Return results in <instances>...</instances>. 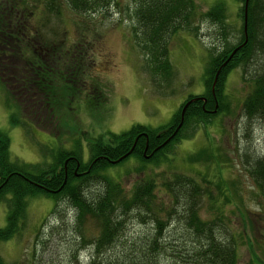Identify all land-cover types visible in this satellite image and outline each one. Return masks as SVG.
I'll list each match as a JSON object with an SVG mask.
<instances>
[{
	"label": "trees",
	"instance_id": "1",
	"mask_svg": "<svg viewBox=\"0 0 264 264\" xmlns=\"http://www.w3.org/2000/svg\"><path fill=\"white\" fill-rule=\"evenodd\" d=\"M115 1L0 0V81L7 86L2 101L9 112L10 125L22 126L23 121L27 122L24 116L18 115L26 108L27 94L36 96L40 105L34 114L43 110L53 120L61 118L62 110L74 99L82 102L89 112L103 110L98 86L94 94L88 88L81 100L70 84L72 79L87 74L90 65L86 55L91 52V43L81 35L67 40L65 30H56L55 22L51 24L49 18L56 19L65 10L87 20V15L93 12L106 14ZM239 1L241 20L244 0ZM129 3V27L134 44L143 51L150 73L165 78L171 71L167 40L178 30L195 32L196 25L192 23L196 5L192 0H129ZM223 7L222 2L214 1L201 15L211 23H221ZM6 11L12 20L9 16V20L3 18ZM245 11V43L241 44V23L237 44L209 53L204 70L206 78L202 81L204 90L198 95H187L184 102H188L175 132L184 102L164 125L136 123L117 133L106 130L88 137L84 161L81 144L76 139L66 148L59 146L43 151L46 147L41 146V156L48 155L50 159L30 164L8 157L9 138L0 130V201L6 209L5 224L0 226V242L8 241L19 231L27 197L42 195L53 200L49 212H56L61 200L72 208L73 227L80 239L78 245L86 244L90 248L78 264H236L239 233L228 230L223 234L220 230L222 222L218 212L230 200L221 180L211 181L202 176L204 183L200 186L192 176L174 171L160 180V187L168 197V202H164L156 198L153 191L156 183L151 176L140 178L125 190L110 173L104 172L128 157L141 164L157 165L161 159L166 160L172 144L188 139L195 125L209 122L213 113L224 108L221 82L228 68L243 65L244 70L257 56L259 65L250 75L252 86L240 101V112L247 120L256 119L264 127V0H248ZM86 20L73 25L87 29ZM231 49L234 51L228 57ZM212 152L206 148L203 160H213ZM199 153L187 155V163L199 161ZM243 155L249 157L248 175L264 197V149L261 154L249 156L244 152ZM207 183L219 190L218 204L205 188ZM91 186L97 189L88 196L86 191ZM203 194L209 200L208 209H215L216 213L200 218L197 206ZM131 215L147 225L142 232L127 238L123 234L125 219ZM86 219L94 226L90 237L82 232V222ZM0 264L5 263L0 259Z\"/></svg>",
	"mask_w": 264,
	"mask_h": 264
},
{
	"label": "rangeland",
	"instance_id": "2",
	"mask_svg": "<svg viewBox=\"0 0 264 264\" xmlns=\"http://www.w3.org/2000/svg\"><path fill=\"white\" fill-rule=\"evenodd\" d=\"M192 1L196 5L192 23L196 25L195 32L184 29L169 36L166 46L171 71L165 78L150 73L143 51L134 44L129 27V0H116L106 14L93 12L87 15V20L65 10L56 19L50 17V23L55 22L58 28L56 30H65L67 40L81 35L91 43V52L86 55L90 65L87 74L74 78L76 82L72 79L70 84L81 100L88 88L94 94L98 86L104 101L103 110L92 109L89 112L83 108L82 102L74 99L70 106L62 110L61 118L53 120L43 110L34 114L33 111L39 110L40 105L36 96L27 94L24 99L26 108L18 112L27 122L23 121L22 126L18 123L10 125L9 112L2 101L7 86L0 81V130L9 138L8 157L30 164L49 160L48 155L41 156L43 151L59 146L69 147L72 140L78 139L84 161L87 159L86 139L100 131L117 133L136 123L153 127L164 125L187 95H198L204 90L202 81L206 78L204 70L209 53L214 54L226 45L237 44L240 35L242 21L238 7L241 1L219 0L224 5L221 23H211L201 15L218 0ZM8 16L13 19L6 11L3 18L9 20ZM80 20L88 21L87 29L74 26L80 25ZM257 57L244 70L243 65L228 68L221 82L224 108L213 113L209 122L195 125L188 139H180L179 143L172 144L166 160L161 159L157 165L150 162L141 164L128 157L104 172L110 173L125 190L140 178L151 176L156 183L153 187L156 198L164 202H168V197L160 187V180L174 171L192 176L200 186L204 183L200 179L202 176L211 181L221 180L230 200L224 202L218 212L222 222L220 230L223 234L228 230L239 233L236 264H264V197L253 185L247 172L246 161H249V157L243 155L244 152L249 156L261 154L264 149V127L256 119L247 120L240 112V101L252 86L250 75L259 65ZM41 146L46 148L40 151ZM206 148L213 151L214 159L210 162L202 158ZM199 151L200 160L187 163L186 156ZM205 186L218 204L219 190L208 183ZM96 189L89 187L86 195H92ZM52 201L51 197L42 195L27 197L19 231L8 241L0 242V259L5 264H78L85 257L90 248L86 244L78 245L80 239L73 227L72 208L61 200L57 203L56 212H49ZM199 202L197 210L200 218L216 213L215 209H208L209 200L205 194L199 198ZM5 214L4 202L0 201V226L5 224ZM125 224L123 234L127 238L135 232H142L147 225L145 222L139 223L134 215L125 219ZM82 225L83 234L90 237L94 230L92 222L86 219Z\"/></svg>",
	"mask_w": 264,
	"mask_h": 264
},
{
	"label": "water",
	"instance_id": "3",
	"mask_svg": "<svg viewBox=\"0 0 264 264\" xmlns=\"http://www.w3.org/2000/svg\"><path fill=\"white\" fill-rule=\"evenodd\" d=\"M247 1L248 0H244V2H243V6H242V11H243V16H242V19H241V21H242V27H241V32H243V37H242V40H241V44L243 43H245L244 41H245V37H246V31H245V27H246V21H245V16H246V11H245V8H246V5H247ZM234 51V49H231L230 51H229V54H228V57L231 55V52H233ZM215 78H216V73H215V76H214V79L213 80H211V87L213 86L212 85V83H213V81L215 80ZM188 101H186V102H184V103H182V105H181V109H180V112H179V121H178V123L176 124V126L174 127L175 129H174V132H175V130L177 129V127H178V124L181 122V113L183 112V109L185 108L184 106H185V104L187 103ZM214 106H215V104H214ZM216 107V106H215Z\"/></svg>",
	"mask_w": 264,
	"mask_h": 264
}]
</instances>
